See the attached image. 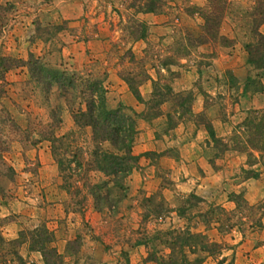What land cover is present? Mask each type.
<instances>
[{
    "label": "rangeland",
    "instance_id": "374dc122",
    "mask_svg": "<svg viewBox=\"0 0 264 264\" xmlns=\"http://www.w3.org/2000/svg\"><path fill=\"white\" fill-rule=\"evenodd\" d=\"M149 1L0 0V58L26 60L30 52L42 56L52 48L49 38L54 36L68 70L86 78L105 76L110 107L121 103L122 86L130 91L124 76L135 87L150 72L155 80V90L152 85L153 93L141 94L137 109L122 103L127 112L138 114L137 143L150 140L154 149L139 154L138 167L125 180L124 198L111 210L105 206L98 210L83 180L60 170L52 157V143L43 138L51 122L49 107L43 92L28 82L29 66H0V120H5L0 123V214H4L0 217V264H44L41 253L28 248L38 246L44 228L54 235V242L47 246L58 251L57 241L66 240L62 259L56 264H150L146 257L152 245L162 249L160 241L168 236L162 232L184 227L219 242L221 255L239 244L242 250L254 243L264 245V199L250 204L243 201L242 192L236 193L237 198L230 192L228 199H237L239 206L234 201L231 207L220 199L207 201L225 210L218 214L226 229L221 233L217 224L205 228L197 216L207 205L179 217L176 209L194 191L177 186L179 164L167 159L180 157L185 143L184 133L174 129L178 123H210L192 105L197 96L207 102L212 96L220 103L215 114L222 122L218 131L213 129L217 141L211 140V161L233 159L239 164V179L255 172L264 181V148L259 154L247 144L253 124L261 120L264 126V70L248 63L245 46L253 40V30L264 34V22L256 12L264 7V0H153L155 11H139ZM53 25L60 29L49 34L48 26ZM204 43L212 47L211 53L198 49ZM212 57L217 60L212 62ZM213 70L220 75L211 94L207 90L212 89L208 81ZM189 84L191 88H184ZM61 104L50 99L60 116L54 134L73 133L75 142L69 150L75 146L85 150L90 128L77 130L70 111ZM148 166H154L153 171H145ZM92 177L99 178L94 173ZM150 195L154 201L146 203ZM160 200L172 210L144 218L148 205ZM11 222L13 228L6 235L2 226ZM154 234L158 239L140 243ZM229 252L227 261L236 264ZM221 255L206 256L202 264H216ZM239 264L249 263L242 260Z\"/></svg>",
    "mask_w": 264,
    "mask_h": 264
},
{
    "label": "trees",
    "instance_id": "16d2710c",
    "mask_svg": "<svg viewBox=\"0 0 264 264\" xmlns=\"http://www.w3.org/2000/svg\"><path fill=\"white\" fill-rule=\"evenodd\" d=\"M155 5L153 0H150L144 9L140 8L139 11L153 12L156 10ZM257 11L261 22H264V7L262 9L257 8ZM237 26L241 27V24H237ZM48 27L47 32L49 34L60 29L59 25ZM252 33L254 35L253 40L245 44L248 50L247 61L254 64L258 69L264 70V34L257 29L253 30ZM43 41L46 42V39ZM49 44H53L52 48H49L42 56H35L30 52L26 60L4 59L2 57L0 58V66L5 65L10 68L12 66L9 64L16 65L17 63L29 66L30 79L28 82L33 83L43 92L49 107L51 122L48 124L46 137L43 138L52 143V157L60 170L66 169L69 176L83 180L84 186L93 198L95 209L102 210L105 206L111 210L124 198L127 190L125 180L139 164L140 156L132 151L138 140V129L136 128L138 114L133 110H131L132 113L127 112L122 103L116 107H110L107 99L108 90L104 85L105 76L89 75L86 78L78 71L68 70L63 60L62 46L57 47L58 43L54 36L49 38ZM4 60L7 62L3 63ZM150 78L151 76L147 74L140 84ZM123 79L127 82L135 98L141 101L140 84L135 87L128 76H124ZM152 85L153 90H155V80H152ZM51 98L59 100L67 107L77 130L90 128L91 135L85 150L78 146L69 150L75 142L73 133L54 134V128L59 126L60 116L58 115V106L50 105ZM7 114L9 115L8 112ZM145 117L149 118V115L143 116V118ZM3 122L5 120H0V123ZM253 125L250 128L252 135L247 140V144L252 151L260 154L264 148V126L261 120ZM204 126L210 139L217 141L212 125L204 123ZM83 153L85 156L82 155ZM249 153L252 155V152ZM93 173L99 176L97 181L93 180ZM248 177H257V174L252 172ZM114 190L116 193L113 195ZM232 195L235 198L240 196L236 193ZM235 198L230 197V200L239 206V201ZM152 201H154L153 195L146 196V203ZM243 201L246 202L244 198ZM183 202L184 205L176 209L179 217H186L189 210L200 208L201 204H204L207 205V208L199 210L197 216L202 220L205 228L212 223L218 225L217 230L220 233L226 230L219 223L218 214L225 211L221 206L207 203V200L195 193H190ZM148 207L150 210L148 213H144V218L151 214L160 216L172 210L170 207H165L162 200L155 203L154 206L148 205ZM162 233L168 235L160 241L162 249L158 250L155 246H150L151 250L146 257L147 261H153L156 264H202L206 256L221 255V244L209 240L202 231L192 232L190 228L184 227L168 229ZM157 237L158 235L155 234L151 237L148 236L140 243L152 242ZM37 242V247L30 245L28 248L29 250H38L42 255L44 264L60 263L62 254L54 246H47V244L54 242V235L51 232L44 228L39 234ZM190 255H194V257ZM216 264L234 263L232 260L227 261V258L222 256Z\"/></svg>",
    "mask_w": 264,
    "mask_h": 264
},
{
    "label": "crops",
    "instance_id": "0c3cea01",
    "mask_svg": "<svg viewBox=\"0 0 264 264\" xmlns=\"http://www.w3.org/2000/svg\"><path fill=\"white\" fill-rule=\"evenodd\" d=\"M153 17L158 16L153 15ZM198 49H201L200 51L204 53L212 52V47L209 46V43L199 45ZM212 58V62H215L217 60L216 57ZM243 68L244 67H241L240 70ZM192 72L193 71L188 70V73ZM149 74L151 78L148 79V81H144V83L139 86V90L142 95L146 92L150 93L152 91V77L154 76L151 72ZM194 74L198 76L199 72H194ZM219 75L220 73L216 75L215 71L213 70L211 72V76H209L210 80L208 81V83H211L210 86H212V89H208L207 91L211 94L215 93V89L217 88L215 84L218 80L217 77ZM234 75H236V78L240 79V82H242L243 79L238 76L237 72ZM191 87L192 84H189L184 88ZM207 98L210 100V102H207L204 100V98H200L199 96H197L195 103L192 105V110L194 112H201L205 120L210 121L213 129H216L218 131L222 119L218 116V114H215V109L217 108L216 105H220V103H217L212 96H209ZM120 100L124 105L130 106L134 109H137L136 104H139L137 99L134 97V95H132V93H130V91H128V88L126 86H122ZM209 111L213 113L209 114ZM174 129H179L180 134L184 133V135H182V141H184L185 143L183 145V148L181 149L180 157L178 156L166 158L174 162L177 161L176 163L179 164L178 169L180 170V176L179 184H177V186L179 185L182 191H194L195 194L201 196L207 201L220 199V201H222L224 205L228 204L229 207H231V204H233V202L229 200L227 196L230 192H242L244 199L247 200L250 204L257 202L260 199H264V181L261 173L259 177L257 176L248 177L246 179H239V177L236 175L239 164H237V162H234L233 159L232 162L230 159H226V161L225 159L220 158H216L214 161H211L212 156L208 153V150L210 149L209 147L210 145H212V142L206 128L203 125H197L191 120H187L185 122L178 123L176 127H174ZM140 134H143V132H140ZM143 140L133 146L132 151L134 154L139 155L144 151L154 149V146L151 143L152 141H145V139ZM208 142L211 143L208 145ZM153 168L154 166H148L144 170L153 171ZM131 175H129V177H131ZM142 176L143 178L145 177V175ZM153 176V174L148 175V177L151 178H153ZM2 215L4 214H0V217H2ZM12 228V222L6 223L2 226L3 233H7L6 235H9ZM59 241L60 240L57 241V249L59 253H62L66 240H61L62 243L60 244ZM263 247L264 245L262 244L254 243L251 246L246 247L245 250H242V245L239 244L238 247H235L233 249H226V251H224L221 256H228L230 253L229 251H232L229 259L232 258L236 264L241 263L242 260L249 264H257L264 261ZM148 263L151 264L152 261H149Z\"/></svg>",
    "mask_w": 264,
    "mask_h": 264
}]
</instances>
